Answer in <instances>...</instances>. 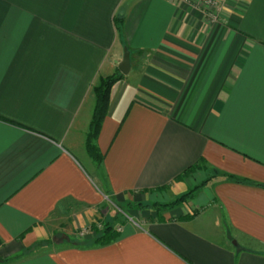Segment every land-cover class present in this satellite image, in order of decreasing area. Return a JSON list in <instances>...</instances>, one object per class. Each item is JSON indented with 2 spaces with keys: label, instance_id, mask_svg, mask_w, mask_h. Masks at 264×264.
Segmentation results:
<instances>
[{
  "label": "crops",
  "instance_id": "crops-1",
  "mask_svg": "<svg viewBox=\"0 0 264 264\" xmlns=\"http://www.w3.org/2000/svg\"><path fill=\"white\" fill-rule=\"evenodd\" d=\"M125 47L97 165L93 88ZM203 163L206 185V168L185 176ZM195 188L108 245L72 237L107 222L106 196ZM0 264H264V0L217 20L180 0H0Z\"/></svg>",
  "mask_w": 264,
  "mask_h": 264
},
{
  "label": "trees",
  "instance_id": "trees-1",
  "mask_svg": "<svg viewBox=\"0 0 264 264\" xmlns=\"http://www.w3.org/2000/svg\"><path fill=\"white\" fill-rule=\"evenodd\" d=\"M115 24L117 27V31L120 34L123 29L124 19L117 18L115 20ZM125 77L122 74H116L105 78H100L97 84L93 88V93L95 95V107L92 115V121L90 124V130L87 135L86 148L89 157L101 165L103 161V156L101 155L99 149L96 146V140L101 132L103 123L107 117L110 101H111V93L115 85H117L120 81H122ZM206 168L204 163L196 166H192L186 173L185 176H188L194 173L197 170ZM213 173H216L213 171ZM199 188H195L194 190L189 191L187 194L180 196L173 203L168 204L167 210H172L176 208L180 203H185L190 201ZM189 218V217H187ZM93 240V246H105L113 242L118 233L113 229L112 225L104 224L103 229L98 230L96 226L91 227Z\"/></svg>",
  "mask_w": 264,
  "mask_h": 264
},
{
  "label": "rangeland",
  "instance_id": "rangeland-1",
  "mask_svg": "<svg viewBox=\"0 0 264 264\" xmlns=\"http://www.w3.org/2000/svg\"><path fill=\"white\" fill-rule=\"evenodd\" d=\"M204 1L205 0H201V2H204ZM207 1H209V0H207ZM203 5L212 9L210 4H207L204 2ZM95 164L98 165L97 162H95ZM206 172H207V176H208L209 180H207V182H205V184H203V185H206V183L211 181L216 176L212 172L207 171V168H206ZM100 174L101 173L99 172L98 176H100ZM199 185H202V184H199ZM178 198L179 197L173 199L171 197L169 203L168 202L167 203L166 202H155V201L149 202V203L144 202L142 205L137 207L135 204L119 203V202L115 201L114 199L108 198L106 196L103 203L101 204V207L99 208V213L101 214V216L104 217L105 221H107V222H105L106 224L112 225V227L115 231L117 230V232H121V230H122L121 228L123 227L124 224L133 223V224L138 225L139 227L143 226L142 221H144V220L141 219L142 215H144L143 212H149V214H155L156 213L159 216H162L163 212L166 211L167 209H169V208H167L168 207L167 205L170 203H173ZM186 203H188V202H185L182 204L180 203L176 208L183 207ZM103 223H101L102 224L101 230L103 229ZM61 234H64V233L62 231H59L58 235H56L55 237L60 238L61 236H64ZM91 234H92V230H91ZM91 234L87 235L85 237H82L81 232H78V233H74L72 237H74L75 240L77 239L79 241H85L86 239L89 240V238L92 239L91 237H93V235H91ZM76 235H77V237H76Z\"/></svg>",
  "mask_w": 264,
  "mask_h": 264
},
{
  "label": "built area",
  "instance_id": "built-area-1",
  "mask_svg": "<svg viewBox=\"0 0 264 264\" xmlns=\"http://www.w3.org/2000/svg\"><path fill=\"white\" fill-rule=\"evenodd\" d=\"M185 2L188 5L195 6L198 9H202L209 17L211 20H217L219 14L221 13L224 5L226 4L227 0H205L204 2L207 4H210L211 8H208L203 5L204 2H201V0H180ZM98 230H101L102 225L98 224L96 226ZM91 234V229H85L81 232V236L85 237L87 235Z\"/></svg>",
  "mask_w": 264,
  "mask_h": 264
},
{
  "label": "water",
  "instance_id": "water-1",
  "mask_svg": "<svg viewBox=\"0 0 264 264\" xmlns=\"http://www.w3.org/2000/svg\"><path fill=\"white\" fill-rule=\"evenodd\" d=\"M118 69L123 76H128L131 72V52L125 47L123 60L119 64Z\"/></svg>",
  "mask_w": 264,
  "mask_h": 264
}]
</instances>
